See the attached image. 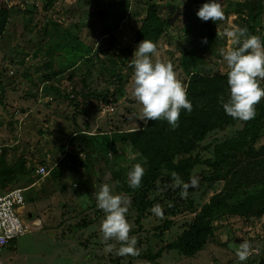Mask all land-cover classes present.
<instances>
[{
    "label": "rangeland",
    "instance_id": "obj_1",
    "mask_svg": "<svg viewBox=\"0 0 264 264\" xmlns=\"http://www.w3.org/2000/svg\"><path fill=\"white\" fill-rule=\"evenodd\" d=\"M204 2L0 0V190L22 189L31 219L56 220L16 237L3 264H72L62 258L69 257L65 241L53 236L56 223L67 237L94 246L96 264H264V196L248 209L234 208L264 190V113L258 116L264 97L250 120L225 114L219 101L228 97V69L218 49L230 45L216 36L229 25L246 26L264 42V0H220L225 18L216 22L197 17ZM143 39L157 45L152 59L171 63L187 86L192 111L181 109L175 128L163 119L145 124L138 118L142 105L131 95L129 60ZM245 128L247 140L226 149L212 175L181 198L164 159L214 158L218 146ZM78 143L84 158L75 155ZM48 153L43 177L36 168ZM134 163L145 169L136 189L127 183ZM152 167L156 177L149 175ZM200 170L177 174L187 182ZM104 183L130 201L126 219L138 255L118 256L119 242H106L111 252L102 243L105 213L96 207L95 192ZM156 204L161 216L151 212ZM97 218L91 236L77 235ZM183 234L200 247L183 253L170 245ZM244 241L251 254L241 262L235 249Z\"/></svg>",
    "mask_w": 264,
    "mask_h": 264
},
{
    "label": "clouds",
    "instance_id": "obj_2",
    "mask_svg": "<svg viewBox=\"0 0 264 264\" xmlns=\"http://www.w3.org/2000/svg\"><path fill=\"white\" fill-rule=\"evenodd\" d=\"M202 21H223L224 10L220 0H205L196 12ZM216 36L224 38L230 46L218 49L219 55L227 66L228 97L220 99L221 106L226 115L233 119L247 121L255 117V105L264 97V86L260 81L264 80V42L260 36L248 32L246 26L229 25ZM207 43V38H202ZM157 45L147 39L141 40L129 60V67L133 69L132 97L142 105V114L138 117L145 124L149 120H166L175 128L181 109L186 112L192 111V103L187 98V86L181 82L173 65L152 57L157 56ZM137 154L130 155L129 159L135 160ZM144 167L140 163H134L127 172V183L132 189L141 186L144 175ZM172 188L181 189L180 196H188L189 188L198 186V177L194 174L187 182L175 172L170 173ZM96 207L101 209L105 216L100 224L102 243L115 240L120 246L115 249L118 256L138 255L135 236H130L131 225L126 219L128 197L113 191L107 183L101 184L95 192ZM169 206H171L169 204ZM151 212L161 216L162 209L159 204L153 205ZM107 250H113V244L106 243ZM237 260L243 262L251 254L250 245L247 241L241 242L235 249Z\"/></svg>",
    "mask_w": 264,
    "mask_h": 264
},
{
    "label": "trees",
    "instance_id": "obj_3",
    "mask_svg": "<svg viewBox=\"0 0 264 264\" xmlns=\"http://www.w3.org/2000/svg\"><path fill=\"white\" fill-rule=\"evenodd\" d=\"M50 1H52V0H50ZM143 28H144V25L137 32L140 33ZM263 113H264V104H261L260 105V111L258 112V116L260 117V115H262ZM247 134H248V128H245L241 132V135L238 138L232 139V140L228 141L227 143H224V144L218 146L215 150V157L214 158H200L196 155H192V156H189L186 159L181 160L177 163H172V161L170 159L165 158L164 159L165 166L170 171H175L176 173L187 172L190 169L195 168L196 166H201L200 172H198L195 175L198 177V181L204 180L208 176L212 175V170L217 166L218 161L220 160V156L225 152V150L230 149V148H234L235 145L239 141H246L247 136H248ZM150 173L152 174L153 177H156L157 176V167L156 168L152 167V169L149 172V175H151ZM145 185L147 187H149L150 184L148 182H146ZM121 189H122V187H121ZM124 189L129 191V188L124 187ZM263 196H264V190L258 192L257 194H254V195H248L245 198V201L242 205H236V206H234V208L237 209L240 206H243V207L248 209L251 207L253 202L260 200ZM200 231H203V229H199L196 233H198ZM196 233H194V234H196ZM170 245L178 247L180 249V251L183 253H191L194 251V249L196 250L200 247V245L193 246L192 244H190L189 240H187L185 238L184 234L179 238V240L177 242H174Z\"/></svg>",
    "mask_w": 264,
    "mask_h": 264
},
{
    "label": "crops",
    "instance_id": "obj_4",
    "mask_svg": "<svg viewBox=\"0 0 264 264\" xmlns=\"http://www.w3.org/2000/svg\"><path fill=\"white\" fill-rule=\"evenodd\" d=\"M47 89H49V88H47ZM48 123L50 125V121H48ZM48 123L47 124H44L45 127H48ZM53 124L55 126V122H53ZM51 126L54 127L52 124H51ZM87 135H89V136H95V134H87ZM45 137H46V135H45ZM81 148H82V146H81L80 143L76 144V152H77V154H75V155L76 156L79 155L80 157L84 158V155H83V152H82ZM49 159H50V154L49 153L46 154V155L44 154L43 157H42V160L44 162L40 164V165L45 166L46 172L48 170L47 169V165H46V161H49ZM83 164L85 165V163H83ZM45 175L46 174H44V176ZM24 209H25V205L23 203V210ZM22 216L25 219V221L29 225H31L32 228H42V224L43 223L46 224L49 221H52L53 223H55L54 221H56V220H53L52 218H48V219H44V220H43V218H36V219L34 218V219H31L32 214L29 212L28 215H27V213L25 212V210H24V213L22 214ZM99 219H101V218H97V219L91 221L84 228H82L81 230H78L77 235L80 236L81 234H84V233H88L89 232V235L91 236V234H92L91 233L92 226H95L96 223H98L100 221ZM52 230H53L52 231L53 232V236L56 237V240H58V241H60V240L65 241V243L67 244V246H65L66 247L65 249L67 250L66 253H65V255L66 256H69V257H64L62 255V258H69L71 260L72 264H74V263L80 264L81 262H84L83 264H96V263H94V259H93L95 253H93L94 246L92 244H84V245H81V244H79V242L75 238H74L75 240H73V239L67 237L69 235L64 234V230H63L62 224H60V223H56L55 226L52 227ZM25 233H27V232H25ZM25 233H23V234H25ZM78 233H81V234H78ZM23 234H21L20 236H22ZM66 237L69 240H66ZM71 240L73 242H71ZM13 241L14 240H12V242L10 244H8L7 246H5L4 249L1 251V253H0V264H3V261H2V254H3V252L9 246L12 245ZM59 250H61V249H59ZM60 256H61V254L59 252H56V253L52 254V257H55L56 259H58ZM9 260L10 261L12 260L11 254L9 255Z\"/></svg>",
    "mask_w": 264,
    "mask_h": 264
},
{
    "label": "built area",
    "instance_id": "obj_5",
    "mask_svg": "<svg viewBox=\"0 0 264 264\" xmlns=\"http://www.w3.org/2000/svg\"><path fill=\"white\" fill-rule=\"evenodd\" d=\"M36 173L44 175L45 166H38ZM23 202L22 189L0 190V253L12 240L31 228L22 216Z\"/></svg>",
    "mask_w": 264,
    "mask_h": 264
},
{
    "label": "water",
    "instance_id": "obj_6",
    "mask_svg": "<svg viewBox=\"0 0 264 264\" xmlns=\"http://www.w3.org/2000/svg\"><path fill=\"white\" fill-rule=\"evenodd\" d=\"M179 13H180V10L177 9V10L175 11V13H174L171 17L167 18V22H168V23H172L173 20L175 19V17H176L177 15H179ZM98 14H103V11H102V10H99V11H98ZM142 18H145V15H143Z\"/></svg>",
    "mask_w": 264,
    "mask_h": 264
}]
</instances>
